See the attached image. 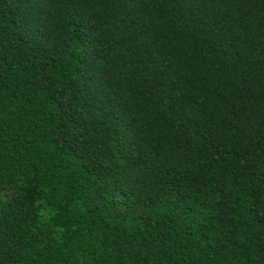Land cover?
Here are the masks:
<instances>
[{
  "label": "trees",
  "instance_id": "16d2710c",
  "mask_svg": "<svg viewBox=\"0 0 264 264\" xmlns=\"http://www.w3.org/2000/svg\"><path fill=\"white\" fill-rule=\"evenodd\" d=\"M0 264H264V0H0Z\"/></svg>",
  "mask_w": 264,
  "mask_h": 264
}]
</instances>
